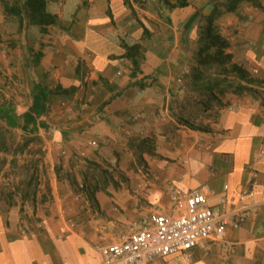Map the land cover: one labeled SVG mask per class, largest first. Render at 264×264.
Instances as JSON below:
<instances>
[{"label": "crops", "instance_id": "crops-1", "mask_svg": "<svg viewBox=\"0 0 264 264\" xmlns=\"http://www.w3.org/2000/svg\"><path fill=\"white\" fill-rule=\"evenodd\" d=\"M226 1L173 7L151 34L156 44H148L144 27L154 30L133 1L135 13L126 0H65L62 15H75L73 27L41 31L53 45L40 49L42 77L31 82L29 104L15 109L19 128L46 140V157L26 189L0 192V264H101L100 241L119 240L154 213L177 211L172 189L203 183L209 203L225 196L227 208L250 187L253 208L220 241L192 248L188 263L176 254L149 264H264V0H242L234 10ZM209 17L251 80H225L232 89H222L215 120L192 129L177 120L173 103ZM135 43L142 59L132 74L124 44Z\"/></svg>", "mask_w": 264, "mask_h": 264}, {"label": "rangeland", "instance_id": "rangeland-1", "mask_svg": "<svg viewBox=\"0 0 264 264\" xmlns=\"http://www.w3.org/2000/svg\"><path fill=\"white\" fill-rule=\"evenodd\" d=\"M5 1L14 2V0ZM126 1L129 3L133 1L136 4V13L154 30L153 33H150L147 29L145 35L150 41L146 42L156 44L157 40H154L155 38L154 36L151 37V34L155 35L157 31L162 30L161 23L168 22V12L173 7L168 6L163 0ZM168 1L170 3L177 2V0ZM244 1L249 2L248 0ZM64 4L65 0H53V2L48 3L49 11L56 14L58 12L57 15L60 14L59 23L47 28L52 35L69 31L75 22L74 14L67 18L62 15ZM3 5L2 0H0V107L8 106L15 110L18 106L23 108L29 104L31 82L42 77L37 68L40 49L43 46L53 45L54 39L48 37L42 41L39 26L26 22L20 24L19 17L4 12ZM221 8L223 7L221 6ZM200 21L204 23L203 19ZM200 21L198 28L204 26V24H200ZM192 47L194 48H191L190 55H188L191 63L190 68L186 73L187 78L180 83L178 88L173 103V112L179 122L184 123L187 120L196 127L208 128L209 122L205 120L214 121L217 117L216 106L219 104V95L222 89L226 92L232 89L231 87L227 89V80L233 84L238 79L237 74L230 71L228 63L221 64L214 60L206 62L198 60L200 58L197 55L198 42L193 43ZM213 49L210 48V52ZM128 59L132 65L130 73L135 74V70L138 69L142 59V50H139L134 56V59L137 60V66H134L129 57ZM151 79L152 77L149 80L151 81ZM207 86L212 88L209 89ZM260 87L264 88V84L262 83ZM262 88L259 91L264 92ZM62 120L65 121V125H69L72 119ZM19 125L13 126V129L0 118V192L4 195L12 191V187H15L16 191L26 189L29 184L27 182L33 179L38 170L37 164L46 157V150L42 149L41 144L46 141L43 136L24 133ZM147 152L151 151L147 150ZM16 179H18L19 186L16 185Z\"/></svg>", "mask_w": 264, "mask_h": 264}, {"label": "built area", "instance_id": "built-area-1", "mask_svg": "<svg viewBox=\"0 0 264 264\" xmlns=\"http://www.w3.org/2000/svg\"><path fill=\"white\" fill-rule=\"evenodd\" d=\"M120 57V60H123ZM228 185H224L227 189ZM211 189L203 183L187 192L172 189L176 213L157 212L143 218L138 227L117 241L97 244L101 264H149L156 257L182 255L188 263L190 251L203 240L220 241L229 225L237 226L254 205L255 191H239L237 205L227 208L222 196L217 205L208 197ZM185 204L180 211L179 205Z\"/></svg>", "mask_w": 264, "mask_h": 264}, {"label": "trees", "instance_id": "trees-1", "mask_svg": "<svg viewBox=\"0 0 264 264\" xmlns=\"http://www.w3.org/2000/svg\"><path fill=\"white\" fill-rule=\"evenodd\" d=\"M53 0H14V2L9 3L8 1L2 0L3 10L7 14H13L19 17L20 24L26 22L28 24L37 25L40 28V31L46 32L48 26L56 25L59 23V16L56 13H53L48 10V3ZM168 6H185L188 4V0H177L176 3H170L168 0H163ZM242 0H228L224 2V6L228 10H234L236 4ZM255 5L260 6L258 0H248ZM129 7L132 9V12L135 13L134 7L131 3L126 1ZM144 31L147 32V29L144 27ZM199 48L197 51L198 60L206 62L209 60L217 61L221 64H229L230 71L237 74L240 79H245L250 81L249 73L241 67L239 64L232 61V54L226 51V48L229 46L227 39L222 36L216 27L213 25L212 17L207 19L205 26L202 29V32L198 38ZM126 48V56L129 57L134 66H137V60L134 59V56L140 50L141 45L139 43L135 44H124ZM210 48H214L210 52ZM211 89V86H207ZM251 90V88L246 87L243 84H238L236 89ZM41 90L36 88L34 92V106L38 105L40 100ZM0 118H2L9 126L13 127L19 124L20 116L16 114L15 110L11 109L8 106L0 107ZM184 123L193 128V129H206L199 128L189 123L185 120Z\"/></svg>", "mask_w": 264, "mask_h": 264}]
</instances>
